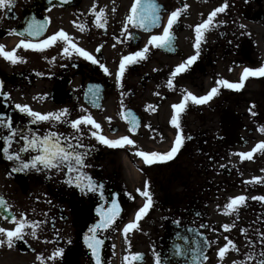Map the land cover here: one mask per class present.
<instances>
[{
    "label": "flooded vegetation",
    "instance_id": "flooded-vegetation-1",
    "mask_svg": "<svg viewBox=\"0 0 264 264\" xmlns=\"http://www.w3.org/2000/svg\"><path fill=\"white\" fill-rule=\"evenodd\" d=\"M94 2L97 11L101 7L106 10L105 28L93 24L89 8ZM154 2L160 6L159 24L147 29L129 25L131 38H126L122 28L133 0H12L10 8H0V44L6 50L21 39L38 40L64 29L111 73L106 74L98 64L78 54L64 55L61 41L43 51L17 49L24 60L16 64L0 57V91L10 94L7 98L0 96V112L12 117L14 127L41 134L51 129L64 136L76 135L69 124L62 122L29 124L31 118L15 108L17 103L40 112L67 108L69 119L84 115L86 110L101 125L100 134L110 139L128 135L136 142L109 147L89 134L91 126H81L82 143L91 146L84 171L102 185L104 199L99 192L82 193L65 183L63 171L13 172L19 162L7 160L0 152V197L7 206L5 210V205H0V227H14L11 217L19 219L21 213L27 220L38 222L35 237L31 227H26L23 239H15L11 247L6 242L0 244V264H41L38 254L45 258L44 264H95L83 236L100 218L97 205L110 204L113 196L121 211L114 226L99 233L103 240L101 264H123L129 251L143 254L135 264H155L157 258L160 264H180L175 260L178 254L170 253L171 246L162 245L171 229L189 231L183 238L182 264H232L233 260H243L246 252L254 255L247 264H256L264 251L260 243L264 200L252 199L264 196V183H247L253 176L264 177V151H257L251 159L236 155L264 141V132L259 131L264 126V77L247 78L239 90L220 86L218 94L205 104L188 102L178 120L183 135L190 139L174 159L146 165L135 154L137 149L170 148L176 132L169 122L171 105L179 102L184 89L204 95L217 80L237 82L244 67L264 64V0H227L225 12L215 18L224 23H216L205 33L199 58L173 78L172 88L167 81L173 68L194 54V25L224 0ZM184 4L189 7L171 29L173 48L150 46L145 59L127 67L118 86L115 73L121 57L142 48L151 35L161 33L169 13ZM33 18L42 22L47 18L45 30L39 37L21 35ZM74 20L85 22L87 30L81 32ZM98 45H102L100 52L95 51ZM92 85L100 86L96 97L89 93ZM122 104L137 117L134 132L120 116ZM4 132L0 128V134ZM22 143L17 137L11 150ZM145 180L150 183L153 204L137 229L127 234L125 243L121 230L144 203L137 189L143 190ZM240 194L247 197L246 201L237 211L226 213L224 205L229 197ZM224 224L231 227L226 231ZM225 237L236 244L238 251L229 250L220 259L217 250L226 243ZM0 239H4L3 234ZM250 241L256 243L251 245ZM57 247L64 249L63 256L47 261Z\"/></svg>",
    "mask_w": 264,
    "mask_h": 264
},
{
    "label": "snow or ice",
    "instance_id": "snow-or-ice-1",
    "mask_svg": "<svg viewBox=\"0 0 264 264\" xmlns=\"http://www.w3.org/2000/svg\"><path fill=\"white\" fill-rule=\"evenodd\" d=\"M11 5L12 0H0V8H4L6 6L10 8ZM188 7L189 6L187 4H184L182 7L171 11L167 17V22L163 25V31L161 33L151 35L148 38L147 43L142 48L121 57L118 69L115 73L116 83L118 86L121 84V78L127 67L139 60L145 59L150 46L164 47L170 50L173 48V33L171 29L177 22L180 14ZM227 7V0H224L223 3L209 12L207 17L203 19L201 23L194 25V54L189 55L185 60L178 63L173 68L167 81V86L169 88L173 87V78L178 74L185 72L188 67H190L199 58L201 51L200 46L205 39V33L216 23H224V21H216L215 18L219 13L225 12ZM159 8L160 6L157 5L154 0H145L143 3L141 0H133L128 15L124 19V27L122 28V32L126 33V38L132 37V33L127 32L129 25L144 29L158 25L160 22V16L158 14ZM114 10L115 9H113V11ZM89 12L94 15L93 24L96 27L105 28L107 26V15L104 7L99 8L97 11V5L94 2L89 8ZM46 21L47 18H45L44 22L37 21L33 18L28 23V26L23 29V33L20 34L23 35L24 33H27L28 37H39L45 30ZM73 24L81 32L87 30V24L83 21L74 20ZM241 27H243V25H241ZM58 41L63 42L65 45L61 50L64 55L71 56L73 53L78 54L86 60L91 61L93 64H98L106 74H111L103 63H101L85 48L79 46V44L74 41L73 37L64 29H59L51 35L38 40L21 39L11 50H6L5 46L0 44V57L10 61L12 64H16L17 62L24 60V57L17 55V49L22 47L24 49L43 51L56 44ZM101 48L102 45H98L95 51L100 52ZM249 77H264V64H261L258 67H244L237 82H230L226 79L217 80L216 86H213L204 95L197 96L191 91L184 89V94L179 102L171 105L172 115L169 122L175 126L176 132L170 148L166 151H145L137 149L135 154L141 157L146 165L165 163L174 159L184 146L185 140L190 139V137H185L183 135L178 120L179 115L185 111L188 102L197 105L205 104L218 94L220 86L227 89L239 90L244 86L245 80ZM0 88H2V84H0ZM99 88V85H92L89 89V93L93 97H96ZM9 95L10 94L8 92L0 91V96L4 98L9 97ZM157 95H159V93H157ZM93 103H95V100ZM96 106L100 107L99 104ZM148 107L150 108L151 106ZM15 108L31 118L29 120V124L47 121L57 123L62 122L69 124L71 128L75 130L76 135L64 136L62 133L52 131L51 129L43 132V134H41L38 130L30 128L21 130L13 126V119L10 115L0 112V128L5 130L4 134H0V141H2V144H0V152L3 153L7 160L19 162L18 167H14L12 171H25L30 169H34L37 172L41 170L53 169L56 171H63L65 183L75 186L82 193L99 192L101 199H104L102 185L98 184L90 175H88L86 171H84L86 167L85 157L88 155V149L91 146L82 143L83 132L81 126H91L89 134L92 137H95L99 142L109 147L135 145L136 142L133 139H130L128 135H122L118 138L110 139L107 136L100 134L99 130L101 125L92 117L91 114L87 113L86 110H84V115H79L76 119H69V109L67 108H62L56 111L40 112L34 110L28 104L19 103L15 105ZM249 111L251 112V109H249ZM252 114L255 115V113ZM120 116L129 124V131L134 132L138 126V120L135 114H133L131 110L125 109L122 104ZM106 119L111 121V117H107ZM259 131L264 132V126L260 127ZM17 137H19L23 143L17 150H11ZM257 151H264V141H258L249 151L238 152L236 155H238L242 160L245 158L251 159L253 158V154ZM25 153H29L26 159L23 157V154ZM262 171H264V169H262ZM252 182L264 183V177L253 176L249 181H247V183ZM137 192H139L145 200L143 205L136 210L134 218L126 223L121 230L125 235V243H128L127 234L130 231L137 229L138 222L153 204V194L150 191V183L148 180H145L143 190L137 189ZM246 199L247 197L243 194L229 197L228 202L224 205L225 212L231 213L237 211ZM252 199L264 200V196L252 197ZM0 205H5V210H7L6 202L3 197H0ZM120 211L121 209L115 196L112 197L110 204H98L96 207V212L100 218L89 226L87 232H85L83 236L84 243L91 251L95 264H101L100 249L103 244V240L100 238L99 233L101 230H106L114 226L117 217L120 215ZM11 221L14 224V227H0V234H3L4 237V239H0V244H4L6 242L7 245L11 247L15 239H23V232L26 227H31L32 235L35 237L38 222L27 220L23 213L20 214L19 219L16 216H12ZM222 227L227 231L231 226L224 224ZM244 231V229H241V232ZM261 235L262 239L260 240V243L264 245V234ZM225 240L226 243L217 250V256L220 259H223L229 250L238 251V248L233 241L228 239V237H225ZM249 243L254 245L256 242L250 241ZM176 249L179 254L180 245H176ZM63 254L64 249L57 247L47 257V261H54L57 257L63 256ZM142 255L143 254L139 252H126L123 257V264H135L136 261L142 260ZM253 258L254 255L252 252H246L243 260H233L232 264H247V262ZM203 259L206 260L207 257L204 256ZM37 260H40L41 264H44L45 258L38 254ZM155 264H160L159 258L156 259ZM256 264H264V251L259 253Z\"/></svg>",
    "mask_w": 264,
    "mask_h": 264
},
{
    "label": "water",
    "instance_id": "water-1",
    "mask_svg": "<svg viewBox=\"0 0 264 264\" xmlns=\"http://www.w3.org/2000/svg\"><path fill=\"white\" fill-rule=\"evenodd\" d=\"M184 231H180V230H171L169 232L166 233L165 235V239H164V244L168 245L169 243L171 244L173 242V240H175L177 238V241H179V239L181 240V244L182 245V239L184 236Z\"/></svg>",
    "mask_w": 264,
    "mask_h": 264
}]
</instances>
